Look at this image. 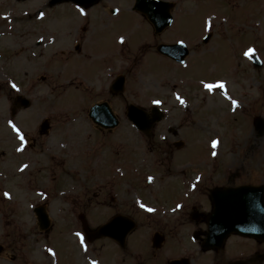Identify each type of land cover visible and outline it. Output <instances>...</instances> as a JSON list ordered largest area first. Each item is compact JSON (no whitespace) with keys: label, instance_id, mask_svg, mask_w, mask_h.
Here are the masks:
<instances>
[{"label":"rangeland","instance_id":"1","mask_svg":"<svg viewBox=\"0 0 264 264\" xmlns=\"http://www.w3.org/2000/svg\"><path fill=\"white\" fill-rule=\"evenodd\" d=\"M43 1L0 0V264H55L47 254L48 243L62 264L84 263L79 249L87 245L69 237L73 228L67 223L72 216L55 200L66 198L68 206L74 198L79 206L87 201L97 205L99 211L92 210L90 214V228L108 221L126 203L130 206L126 215L137 224L136 238L146 239L159 232L166 238L188 239L192 227L181 224L179 219L185 216L181 212L186 206L190 210L196 205L192 202L197 196L187 200L180 211L174 204L179 198L174 175L181 169H192L189 174H179L188 175L191 184L196 182L192 179L202 166L181 164L204 160L209 174L215 169L204 182L208 187L221 181L247 179L254 184L264 183V0H171L176 4V22L169 33L154 37V43L149 27L132 18L128 10L113 22L114 29L96 37L94 43L88 33L85 44L89 47L93 43L95 53L105 46L112 51L129 43L122 55L112 53L110 61L111 75L121 73L126 77L125 91L116 97L102 95L101 86H89L86 78L90 79L94 69L97 71L95 65L78 73L82 75L79 78L77 72L82 67H73L72 56L61 54L71 43L68 34L74 27L73 18H78L74 11L62 4L52 13L53 18L36 23L35 6ZM130 1L126 0V9ZM62 12L65 17L61 21ZM211 15L216 18L208 20ZM93 27L97 29V23ZM100 30L103 31L101 27ZM207 33L212 36L202 45L201 39ZM173 37L184 38L190 49L188 66L183 70L181 66H170L153 51L156 43L174 41ZM37 39L45 41L42 48L35 47ZM143 43L149 46L142 48ZM247 46L262 61L261 68L253 69L248 59L247 63L240 59L239 53ZM236 71L242 74L232 77ZM43 75L47 79L41 82L38 79ZM76 79L85 81V85L80 86ZM215 79L227 81L229 105L216 88L211 92L198 82L206 80L207 85H214ZM6 81L15 86V92L5 86ZM92 87L95 92L87 90ZM17 93L29 97L32 104L27 110H17L13 120L10 108ZM103 99L121 120L120 127L111 133L94 131L86 116L88 107ZM128 104L144 109L154 104L161 107L167 113L161 126L175 127L178 136L172 140L181 136L185 145L180 149L168 146L156 161L147 140L133 135L125 120ZM45 118L50 120V131L40 136L38 127ZM257 120L262 124L254 127ZM214 138L218 139L215 144ZM26 139L30 144L23 143ZM124 163L130 167H124ZM109 166L110 173L115 167L117 175H124L115 183L117 195L107 203L102 198L109 192L110 182L103 181L110 179L105 178ZM130 174L138 175L137 189ZM72 186H77V193L55 194ZM191 191L190 186L187 192ZM46 195L50 200L44 205L51 228L40 232L31 209L43 205ZM102 243V254L94 252L93 247L91 254L99 255L103 264L118 260L120 253L113 255L112 245ZM245 243L248 249L255 247L232 237L225 249L233 255L240 252L235 247L240 249Z\"/></svg>","mask_w":264,"mask_h":264},{"label":"flooded vegetation","instance_id":"2","mask_svg":"<svg viewBox=\"0 0 264 264\" xmlns=\"http://www.w3.org/2000/svg\"><path fill=\"white\" fill-rule=\"evenodd\" d=\"M125 3L126 0H97V2L93 3L91 6L82 8L81 10L86 12L85 25L89 27L92 24L93 27L94 23H97V29L99 28L98 23L100 24V27L107 26L108 20L113 17L122 16L118 6H122ZM111 5L117 6L110 7ZM129 11L132 12L131 9ZM131 14L136 15V17L140 18L144 23L147 22V20L140 14ZM82 29L83 31L86 30V28ZM95 36L100 37L103 35L101 33H97ZM154 37L156 36L152 37L153 43L156 39ZM93 42H95V39ZM35 43L36 46H39L41 44L40 42ZM148 46L149 43H143L142 48H146ZM108 47L109 46H105V49L101 48V52L95 53L92 51L94 48V44L87 47L85 44V36L83 35L80 37L78 45L75 47L76 52H74L72 55V64L80 66L82 68L89 67L90 65H95L97 71L92 72V75H90V79L86 78L89 81V86H101L102 95L107 94L115 96L114 94H112L111 84L114 81L116 75L112 76L110 72L111 58ZM83 63L91 64L88 66L84 65ZM44 78L39 81L44 82L46 80V78ZM77 81L81 86V80L79 81L77 79ZM93 89L94 87L87 88V90L89 91H92ZM139 134L145 135L141 132H139ZM167 134L168 136H164L163 132L158 127L154 126L146 135V138L150 139V141L148 142L149 149L152 151H160V155L165 154L166 152L164 150L165 148L170 146L171 141V134L168 132ZM174 136H177V134ZM108 176L110 177V175ZM175 176L177 175H174V177ZM137 179L138 175H136L135 177V180ZM103 181L110 182L108 185L109 192L106 194V197L102 198V201L108 203L109 199L110 201L114 199L113 194L114 190L117 189V186H115V183L117 181L115 179H107ZM138 182L139 180L133 182L135 189L139 187ZM232 187H237V185L233 186L229 185L228 183H224L212 188L228 189ZM76 188L77 186H72L69 190L62 189L59 192H61V194H69L72 192L77 193V190L74 191V189ZM200 193V196L202 197L200 201H198L195 206H192L190 210L182 211L181 215L184 213L185 216H182V219H179L182 220L181 224H186L188 227H192V232L190 233L192 235L191 238H166L164 236L159 237L158 235H156V233L153 234V237L151 236L146 239L136 238L134 235L137 230V224L132 220L134 228L130 232H128V234L124 238H122L120 242L111 238L94 239L92 243H98L97 245L99 247L93 248V251H102V242L104 241L111 244L113 255L115 254V252L120 253V257H118V260H114L112 264H264V243L260 244L255 242L254 240H245L251 242V245L256 246V248L253 247L250 253H242L241 255H237V253L232 255L225 249V246L228 244V240H230V238L224 243V247L222 246L221 248H217L216 250L210 252H205L202 250L204 231L207 229L206 218L211 211L209 201L210 188L203 186L200 190ZM115 194L117 195V193ZM55 202L63 204V208H66V212L74 217L75 222H78L80 224L83 223L85 225L87 224V226V220L89 221V223H92V218L90 215L91 211H99L97 210L98 206L89 205V201H87L86 203L83 202L82 205L79 206L75 201V198L74 202H70V206L67 205L68 202L66 198H64V200H55ZM112 207L115 208L116 206L112 205ZM119 207L121 208V210L117 209V211L114 213V216H121L122 218H125V220H130L126 215L127 208H129L130 206L124 203ZM131 208L133 209V206H131ZM59 210L61 211V208H59ZM230 246L231 248H233L232 245ZM241 250L245 252L249 251L250 249H248L247 247H242ZM82 258L84 262L83 264H87L86 256H82Z\"/></svg>","mask_w":264,"mask_h":264},{"label":"water","instance_id":"3","mask_svg":"<svg viewBox=\"0 0 264 264\" xmlns=\"http://www.w3.org/2000/svg\"><path fill=\"white\" fill-rule=\"evenodd\" d=\"M158 3V11H156V13L158 12V14L161 15L159 19H164L167 4L162 2ZM148 13L150 20L155 23L156 20L153 18L155 14L151 16L150 14H152V12ZM103 106L104 107L96 108L98 110L102 109L107 111V116L105 115V117H99V119L102 121L105 120V118L108 119L111 116L108 112V108L106 107V105ZM129 119L133 122L137 121V119H140V116H137L135 114L133 108L129 109ZM147 125L149 126V122L148 124H145V126ZM42 128L43 130H46L47 126L43 125ZM226 194V200L219 201L217 203V211L215 210V207L218 198L214 197L212 199V204L214 206L215 213L211 214V216L207 218L209 221V219H212L213 217V222H211L212 224L208 231V240L214 239L216 237L213 230L215 229L214 227H216L217 230L220 229L222 231L223 238L229 233H235L245 237H256L259 239L264 238V211L262 195L253 191H247L246 189H240L238 191H229ZM115 222L117 221L115 220L114 223ZM107 227L108 225L100 228L99 232H102L103 234ZM122 236L123 234H121V237ZM205 248L207 249L213 247L212 245L206 243Z\"/></svg>","mask_w":264,"mask_h":264},{"label":"snow or ice","instance_id":"4","mask_svg":"<svg viewBox=\"0 0 264 264\" xmlns=\"http://www.w3.org/2000/svg\"><path fill=\"white\" fill-rule=\"evenodd\" d=\"M250 53H251V50H249V53H247V54H250ZM13 87H15V86H13ZM205 87L208 88L209 90H211L213 87H217V86H214V85H206ZM218 87L223 88V85L222 84L221 85H218ZM181 103H183V101H181ZM149 211H151V210L149 209ZM77 235H79V234H77Z\"/></svg>","mask_w":264,"mask_h":264}]
</instances>
